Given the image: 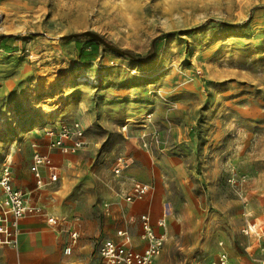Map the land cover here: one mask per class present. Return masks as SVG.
<instances>
[{"label":"rangeland","instance_id":"obj_1","mask_svg":"<svg viewBox=\"0 0 264 264\" xmlns=\"http://www.w3.org/2000/svg\"><path fill=\"white\" fill-rule=\"evenodd\" d=\"M88 30L139 56L155 45L154 57L58 39ZM61 126L68 145L82 142L75 151L50 145L46 131ZM35 150L50 158L41 186ZM164 156L179 160L190 198L168 180L177 210L155 264H213L221 250L263 264L264 0H0V174L9 165L43 209L22 220L17 246L0 247V264H99L100 243L125 226L127 171ZM119 157L131 165L117 174ZM47 214L77 224L70 257ZM32 234L54 245L46 258L29 252Z\"/></svg>","mask_w":264,"mask_h":264},{"label":"built area","instance_id":"obj_2","mask_svg":"<svg viewBox=\"0 0 264 264\" xmlns=\"http://www.w3.org/2000/svg\"><path fill=\"white\" fill-rule=\"evenodd\" d=\"M150 117V115H148ZM46 135L50 140V145L61 149L63 152H69V149L75 151L82 144L77 140L72 145H68L72 133L66 126L58 129H48ZM77 136H82V131L77 132ZM50 162L48 155L35 150L33 155L32 172L35 176L38 186L43 183V171ZM129 167V161L124 157H119L114 171L119 174ZM52 180H56L57 175L54 168L50 169ZM151 190L149 184L134 181L130 192L126 196L127 202L141 199ZM43 209L29 199V193L13 183L12 170L6 165L0 174V245L16 246L19 241L20 221L29 215L42 213ZM166 215L162 217L159 224L166 225ZM46 220L51 228L60 230L69 235L64 253L70 255L76 244L79 234L71 227L66 218H58L46 215ZM143 237L147 240L146 248L139 252L129 247L131 234L129 231L120 229L117 231L119 240L106 239L100 243L98 253L100 257L99 264H155L156 259L163 248V238L155 234L148 219L143 221ZM264 251V247H263ZM213 264H233L229 254L223 250L219 253V258Z\"/></svg>","mask_w":264,"mask_h":264},{"label":"crops","instance_id":"obj_3","mask_svg":"<svg viewBox=\"0 0 264 264\" xmlns=\"http://www.w3.org/2000/svg\"><path fill=\"white\" fill-rule=\"evenodd\" d=\"M130 165L131 164L129 163V167ZM144 169H146V171H144ZM147 169H149L150 172H147ZM127 172H128L127 174H128V179H129L128 180L129 192L132 188L134 181H139L145 184H149L151 186L150 192L147 195H145L143 198L137 199V200H134L133 202L128 203L129 206H127V209H126L127 217H126L125 226L118 229V230L124 229V230L129 231V233L131 234V242L129 244V247H131L135 251L141 252L147 246V240L143 237V231H144L143 221L145 219H148L151 223V226L155 234L163 238L165 236L164 230L167 227V221L170 220L172 215L177 210V205L175 203V200H173L172 198L164 199V197L166 196L165 192H166V185H167L168 180H173L176 183L180 184L185 189L184 195L188 199L190 198L189 192H188L189 179H188V175L186 174V172L183 169H181V165L179 163V160L176 158V156H168V157L164 156L163 158L161 157L160 159L153 160L152 164H150V162H142L140 160H135V162L132 164V167ZM206 181H211L210 174H207ZM18 187L22 188L24 191L29 193V199L31 201L39 203L37 194L36 195L34 194L33 189H30L27 186L26 187L18 186ZM214 192L216 193L219 192L218 187L216 189L209 188V192H208L209 194L212 195ZM158 196H161V199H162L160 203V207L157 204ZM165 212L167 213L166 225L162 226L161 224H159V222L161 221ZM29 216L24 217L22 220L29 218ZM22 220L20 221V234L23 229ZM67 220L70 222L71 227L74 230L78 231L77 224L73 223L69 219ZM48 226L50 227L49 224ZM50 229L57 234L64 233L60 230H55L51 227ZM108 239L119 240L120 237L117 235V232H116L115 237L108 238ZM19 240H20V235H19ZM23 240L28 244V249H29V252H31V254L33 253L39 256H43V257L45 256V258H46V255H45L46 252L44 248L47 249L48 247L49 252H50L51 247L54 248V245L50 246V244H48L47 246L45 244V240L43 239V237L37 234L27 235L24 237ZM18 244H19V241H18ZM76 244L74 245L73 251L70 255H66L65 253L64 255L67 257H70L74 252ZM5 246L15 247L12 245H0V247H5ZM263 247H264V244L261 246V252H262L261 254L264 257ZM98 256H99V253H98ZM229 257H230L231 262L235 264L232 257L230 255ZM47 260L48 262H50L51 260H54V259L53 257L50 256L48 257ZM99 263H100V257H99ZM262 263L264 264V260H262Z\"/></svg>","mask_w":264,"mask_h":264},{"label":"water","instance_id":"obj_4","mask_svg":"<svg viewBox=\"0 0 264 264\" xmlns=\"http://www.w3.org/2000/svg\"><path fill=\"white\" fill-rule=\"evenodd\" d=\"M11 35H15V34H3V36H11ZM76 37H84V38L91 39L93 41L101 43L102 45H104L105 47L111 49L114 52H117V53H119L121 55H125V50H122L118 46L110 43L101 34H99L97 32H94V31H90V30L83 31V32H80V33L60 36V37H58V39L59 40H70V39L76 38ZM49 38H51V37H49Z\"/></svg>","mask_w":264,"mask_h":264},{"label":"trees","instance_id":"obj_5","mask_svg":"<svg viewBox=\"0 0 264 264\" xmlns=\"http://www.w3.org/2000/svg\"><path fill=\"white\" fill-rule=\"evenodd\" d=\"M155 51H156V46L153 45V47L150 50V52L147 55H145V56L135 55L134 53H132L130 51H127V50H125V56H128L131 59L136 60V61L147 63V62H150L153 59Z\"/></svg>","mask_w":264,"mask_h":264},{"label":"bare ground","instance_id":"obj_6","mask_svg":"<svg viewBox=\"0 0 264 264\" xmlns=\"http://www.w3.org/2000/svg\"><path fill=\"white\" fill-rule=\"evenodd\" d=\"M73 78H74V77H70V78L66 79V80H65L64 82H62V83H64L65 85H68V84H70V83L73 82ZM255 226H256V225H254V224L251 225L252 228H254Z\"/></svg>","mask_w":264,"mask_h":264}]
</instances>
